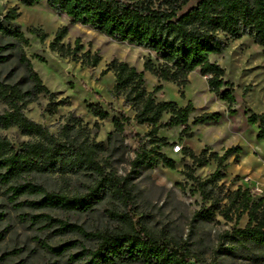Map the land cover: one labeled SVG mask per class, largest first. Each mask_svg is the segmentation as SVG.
Here are the masks:
<instances>
[{"label":"trees","instance_id":"trees-1","mask_svg":"<svg viewBox=\"0 0 264 264\" xmlns=\"http://www.w3.org/2000/svg\"><path fill=\"white\" fill-rule=\"evenodd\" d=\"M189 1L21 0L25 6L46 2L58 15H66L71 25L88 27L114 42L142 48L153 54L154 62L150 57L142 58V71L111 59L100 72V75L107 72L113 74L110 96L120 97L133 112V121L149 128L144 135L148 141L142 143V138L138 141L130 162L132 172L136 168L157 165L174 170V161L160 152L168 145L164 138L156 137L158 130L179 127L178 142L192 135L187 125L188 117L194 111L191 104L179 108L174 102H156L152 95L161 86L156 85L152 92H147L143 72L149 73L158 82L172 83L182 89L187 84L188 74L198 69L208 91L229 108L233 102L232 87L223 82V70L209 62L208 55L221 53L226 40L247 36L260 47L264 56V0H195L194 6L179 14ZM18 17L17 8L0 11V37H8L16 45L26 44L23 33L14 26ZM29 32L36 35L40 42L47 38L41 29H30ZM67 33V27L58 29L49 49L63 58L70 57L74 62L94 67L99 57H89L87 52L77 56L80 51L77 40L73 49L61 43ZM221 36L226 40H222ZM19 61L24 65L32 87L23 91L16 83L0 81V103L7 107L0 113V130L16 128L32 140L20 143L16 149L7 139L0 138V184L6 188L10 201L14 203L20 197L32 196L34 200L25 201L30 208L65 213L90 212L95 205L109 201L111 205L107 213L115 225L108 229L84 232L81 227L42 215L47 224L56 222L59 232L78 231L82 237L94 242L92 249L80 246V253L70 257L77 264H203L185 240H175L163 232L154 233L146 226L143 217L135 219V196L129 177L118 176L108 169L106 161L101 160V155L106 152L104 143L89 138V132L81 128L80 120L69 119L54 135L26 117V106L35 102L38 95L52 94L34 72L22 48L19 49ZM223 86L226 88L220 90ZM66 105L67 99L50 101L48 112L54 114L58 107ZM87 108L99 120H106L109 112L115 113L109 106L108 112L97 104H90ZM227 112L233 113L229 109ZM164 114L168 118L160 122ZM219 118L217 113H202L193 117L190 124L214 123ZM127 121L122 113L111 118L113 131L107 134V143L113 136L122 133L123 123ZM246 121H258L255 137L256 140L264 139L263 115L250 114ZM93 126L96 127V124ZM181 152L191 161L193 168H200L209 161L215 164L214 171L204 180L193 177V169L185 173L193 184L192 193H198L201 202L200 209L193 213V219L210 221L217 214L225 222L234 221L236 224L245 216L246 223L242 228L233 227L218 237V250L239 249L245 258L264 260V200L261 197L254 199L250 190L240 186L232 191H223L217 186L225 177L228 159L237 163L241 149L238 146L229 147L220 155L206 147L196 155L185 147L181 148ZM51 174L58 176L63 188L47 190L36 181V176ZM71 177H84L85 185L80 192L70 193L68 181ZM206 203L207 206H204ZM72 244L69 242L48 248L61 254Z\"/></svg>","mask_w":264,"mask_h":264},{"label":"rangeland","instance_id":"rangeland-1","mask_svg":"<svg viewBox=\"0 0 264 264\" xmlns=\"http://www.w3.org/2000/svg\"><path fill=\"white\" fill-rule=\"evenodd\" d=\"M190 0L180 13L195 5ZM17 8L19 17L14 26L23 33L25 43L16 45L8 37H0V81L5 84H18L23 91L30 90L32 83L28 80L25 67L19 61V49L32 64L33 70L40 77L43 85L52 96L40 94L35 102L26 106L25 115L30 120L41 124L50 133L57 135L69 119L80 120L81 128L89 132V138L103 142L106 152L101 155L110 170L118 176H128L129 184L135 196V219L143 217L146 226L154 233L163 232L175 240H185L192 253L198 256L203 264H264L263 259H248L242 250H218V237L233 227L242 228L246 217L242 216L235 224L225 222L214 214L210 221L193 219V213L201 207L198 193H192L193 184L185 173L193 169L192 176L204 180L215 169L209 161L200 168H193L191 161L182 152L173 153L172 147L190 149L195 155L205 147L220 155L229 147L241 149L237 163L228 159L225 177L217 183L223 191H232L237 186L251 191L254 199L264 200V139L256 140L258 121L248 123L250 114L264 117V56L259 46L247 36L226 40V46L219 54H209L208 61L215 63L223 70L222 80L232 87L233 102L228 106L208 91L205 79L193 70L187 76V84L178 89L174 84L160 82L161 89L153 93L156 102H174L179 108L190 103L194 111L189 115L187 125L190 138L177 141L180 130L177 127L158 130L156 137L164 138L167 147L161 153L172 159L174 170L161 165L151 168L130 169V162L138 146L139 139L146 143L144 135L149 131L147 126H139L133 121V112L120 102V97L112 98L110 91L113 85L111 73L100 75L111 59L122 61L137 71H142V58L152 53L106 38L103 35L78 24L71 25L66 15H58L46 2L34 6H25L21 0H0V11ZM62 27L68 28L67 36L62 40L64 46L75 47L77 40L80 51L77 56L87 52L89 57L97 55L99 62L94 67H87L72 58H63L49 49L56 32ZM30 29H41L47 38L40 42ZM144 73V88L152 92L157 80L147 72ZM226 87H221L220 90ZM68 100V105L58 107L54 114L48 112L50 101ZM99 105L108 112V106L115 113L109 112L106 120L94 118L88 111V105ZM7 107L0 103V113ZM227 109L233 113L227 112ZM122 113L127 119L123 131L106 142L107 134L113 131L111 118ZM202 113H217V122L192 126L191 120ZM168 118L163 115L160 122ZM94 123L96 127H94ZM79 123L76 122V126ZM0 138L7 139L16 149L22 142L32 138L23 136L18 129L0 130ZM237 177L238 180L234 181ZM36 181L47 190H57L64 185L57 175L36 176ZM70 193L80 192L84 177H71L68 181ZM35 197H20L12 203L7 196L6 188L0 184V264H77L70 259L80 253V246L92 249L94 242L82 237L78 231L59 232L58 224H47L42 215H48L55 221H63L78 227L84 232L103 230L115 225L109 217V201L104 200L95 205L90 212L65 213L60 210H34L25 201ZM21 205L19 206L18 204ZM207 206V203L204 204ZM73 243L66 251L57 254L50 248ZM226 244V242H223ZM50 247V248H48ZM217 252V253H216Z\"/></svg>","mask_w":264,"mask_h":264},{"label":"built area","instance_id":"built-area-1","mask_svg":"<svg viewBox=\"0 0 264 264\" xmlns=\"http://www.w3.org/2000/svg\"><path fill=\"white\" fill-rule=\"evenodd\" d=\"M180 151H181V147L179 145L176 144L172 147L173 153H179Z\"/></svg>","mask_w":264,"mask_h":264},{"label":"crops","instance_id":"crops-1","mask_svg":"<svg viewBox=\"0 0 264 264\" xmlns=\"http://www.w3.org/2000/svg\"><path fill=\"white\" fill-rule=\"evenodd\" d=\"M107 63H108V62H107ZM107 63H106V64H107ZM135 70H136V69H135ZM136 71H137V70H136ZM138 72H139V71H138ZM108 73H111V72H108ZM111 75L113 76L112 73H111ZM143 77H144V73H143ZM113 80H114V77H113ZM156 85H160V81H159V82L157 81V84H156ZM120 99H121V98H120ZM121 101H122V99L120 100V102H121ZM122 102H123V101H122ZM177 129L180 130L179 127H177Z\"/></svg>","mask_w":264,"mask_h":264}]
</instances>
